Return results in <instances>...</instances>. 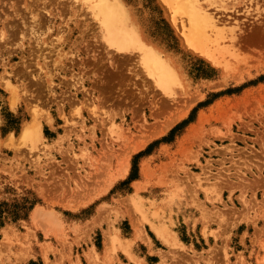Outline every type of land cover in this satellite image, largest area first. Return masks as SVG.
I'll return each mask as SVG.
<instances>
[{"label":"rangeland","instance_id":"1","mask_svg":"<svg viewBox=\"0 0 264 264\" xmlns=\"http://www.w3.org/2000/svg\"><path fill=\"white\" fill-rule=\"evenodd\" d=\"M106 1L176 81L85 0H0V264H264V0H199L241 23L220 66L161 0Z\"/></svg>","mask_w":264,"mask_h":264},{"label":"bare ground","instance_id":"2","mask_svg":"<svg viewBox=\"0 0 264 264\" xmlns=\"http://www.w3.org/2000/svg\"><path fill=\"white\" fill-rule=\"evenodd\" d=\"M85 1L91 4L92 10L97 15V18L100 19L101 24L105 27L112 45H116V47L121 50L129 48H138L141 50V57L148 71L155 76V78L157 77V82L161 83L163 86L166 87L171 81H176L173 70L168 68V65L159 55L158 51H156L154 47L146 45L140 37L137 38L133 33H129L128 26L121 20V13L115 8V5H111L106 0ZM161 1L170 10L171 22L179 30L188 48L214 66L228 64L229 61L227 60L225 52L228 48L235 47V45L238 44L240 34L237 33L236 28H238L241 23L236 22V26H234L233 29L227 28V23L205 10L199 0ZM114 3L112 2V4ZM247 10L249 9L247 8ZM241 29L243 28L241 27ZM241 38L242 37H240V40ZM15 100L13 99V103H15ZM37 124L36 121L27 123L22 131V138L31 139L34 137L33 133L34 130H36ZM137 149L138 148H136V150ZM55 223H57L56 220ZM53 225L55 226V224ZM135 227L140 231V227L137 223ZM155 229L159 236H163L168 241H174L169 238L170 234L168 235V232L164 229L158 227H155ZM109 241L110 243L111 241L114 243V239L112 238Z\"/></svg>","mask_w":264,"mask_h":264},{"label":"trees","instance_id":"3","mask_svg":"<svg viewBox=\"0 0 264 264\" xmlns=\"http://www.w3.org/2000/svg\"><path fill=\"white\" fill-rule=\"evenodd\" d=\"M135 178H137V173H136V170H135V164H134V169H133V171H132V174H131V176H130V179L132 180V179H135Z\"/></svg>","mask_w":264,"mask_h":264},{"label":"crops","instance_id":"4","mask_svg":"<svg viewBox=\"0 0 264 264\" xmlns=\"http://www.w3.org/2000/svg\"><path fill=\"white\" fill-rule=\"evenodd\" d=\"M129 240V239H128ZM150 255H154L155 253L151 252V249L149 250Z\"/></svg>","mask_w":264,"mask_h":264}]
</instances>
